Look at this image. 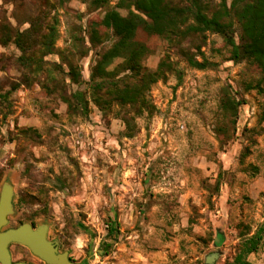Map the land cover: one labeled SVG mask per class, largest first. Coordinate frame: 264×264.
Returning a JSON list of instances; mask_svg holds the SVG:
<instances>
[{
    "label": "rangeland",
    "instance_id": "1",
    "mask_svg": "<svg viewBox=\"0 0 264 264\" xmlns=\"http://www.w3.org/2000/svg\"><path fill=\"white\" fill-rule=\"evenodd\" d=\"M116 2L0 0V37L2 25L22 32L36 16L40 34L55 29L50 53L0 42V188L12 187L10 222L45 226L74 264H204L212 253L214 264H232L257 232L260 248L246 259L264 264V75L231 60L218 34L181 44L203 64L194 67L164 35L138 28L142 68L165 59L173 69L144 93L149 110L101 109L91 72L117 41L104 16L128 15ZM106 69L115 78L95 82L127 73L121 58Z\"/></svg>",
    "mask_w": 264,
    "mask_h": 264
},
{
    "label": "trees",
    "instance_id": "2",
    "mask_svg": "<svg viewBox=\"0 0 264 264\" xmlns=\"http://www.w3.org/2000/svg\"><path fill=\"white\" fill-rule=\"evenodd\" d=\"M11 2L16 7L27 0H2ZM108 4L112 0H92ZM188 6H183L176 0H117L115 8L128 10L127 17L109 11L103 18V25L111 29L117 38L115 44L101 57L91 72L94 103L101 109L111 105V102L121 106H130L137 113L149 110V104L144 93L173 66L161 59L153 72L144 70L141 59L144 55L142 46L134 45L132 39L138 28L147 33L164 35L167 41L174 45L178 53L194 67L203 64L195 62L187 49L181 44L192 37L203 38L207 32L220 35L231 48V60L246 59L257 65L264 75V0H232L230 6L226 0H186ZM134 8L135 11H131ZM239 24L240 36L236 43L233 37V20ZM29 27L22 32L14 31L8 25H2L0 42L7 44L12 41L16 47L25 52L39 45L44 52L50 53L55 40V29L49 28L45 34H40L41 18L34 17L27 21ZM48 29V28H47ZM198 48V47H197ZM116 58L122 59L123 77L111 82H95V79L115 78V70L106 68ZM27 60H32L28 58ZM68 76L72 82H79V74L69 70ZM108 97V98H107ZM66 99V98H65ZM69 110L74 109L69 99L64 100ZM75 110V109H74ZM126 126L129 118H124ZM129 127V126H128ZM132 137L131 134L127 135ZM259 232L243 240L238 246L232 264H251L246 257L257 252L261 245ZM108 244H104L98 254H107Z\"/></svg>",
    "mask_w": 264,
    "mask_h": 264
},
{
    "label": "water",
    "instance_id": "3",
    "mask_svg": "<svg viewBox=\"0 0 264 264\" xmlns=\"http://www.w3.org/2000/svg\"><path fill=\"white\" fill-rule=\"evenodd\" d=\"M12 187L3 184L0 188V264H13L10 262L7 246L10 243H18L27 247L33 254L43 259L47 264H74L68 260L67 253H58L55 243L45 241L40 237V233L45 226L38 229V233L31 230L28 224H23L16 229H7L5 227L6 218L12 214ZM38 234V237H37ZM218 254H209L205 257L204 264H214ZM21 264V263H16Z\"/></svg>",
    "mask_w": 264,
    "mask_h": 264
},
{
    "label": "flooded vegetation",
    "instance_id": "4",
    "mask_svg": "<svg viewBox=\"0 0 264 264\" xmlns=\"http://www.w3.org/2000/svg\"><path fill=\"white\" fill-rule=\"evenodd\" d=\"M11 203H12V211L14 212L13 194H12ZM9 218H10L9 216L6 218L7 223H6L5 227H3L1 229V231H6L7 229H16L23 224H28L32 231L38 233V229H40V227H42L40 224H35L33 221L26 223L25 221H23L19 217L14 219L12 222H10ZM37 237H38V234H37ZM40 237H42V239H44L47 242L50 241L48 239V235H47V228H45L43 230V232L40 233ZM55 247L57 248L58 253H62L61 251L58 250V247L56 245H55ZM7 250L9 253V257H10V262L13 264H16V263H21V264H47L43 259H41L37 255L33 254L27 247H25L21 244L10 243L7 246ZM68 260L72 261L70 258H68Z\"/></svg>",
    "mask_w": 264,
    "mask_h": 264
},
{
    "label": "crops",
    "instance_id": "5",
    "mask_svg": "<svg viewBox=\"0 0 264 264\" xmlns=\"http://www.w3.org/2000/svg\"><path fill=\"white\" fill-rule=\"evenodd\" d=\"M143 258V257H142ZM145 260L149 259L148 257H144ZM156 264V263H155Z\"/></svg>",
    "mask_w": 264,
    "mask_h": 264
}]
</instances>
